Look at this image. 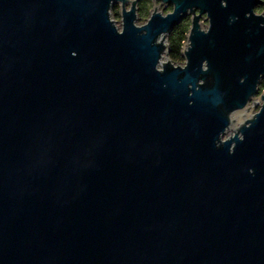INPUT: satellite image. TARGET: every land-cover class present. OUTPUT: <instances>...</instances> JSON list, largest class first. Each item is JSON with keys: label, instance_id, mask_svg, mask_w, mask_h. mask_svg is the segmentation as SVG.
Segmentation results:
<instances>
[{"label": "water", "instance_id": "water-1", "mask_svg": "<svg viewBox=\"0 0 264 264\" xmlns=\"http://www.w3.org/2000/svg\"><path fill=\"white\" fill-rule=\"evenodd\" d=\"M137 1L0 0V264H264V1Z\"/></svg>", "mask_w": 264, "mask_h": 264}, {"label": "trees", "instance_id": "trees-1", "mask_svg": "<svg viewBox=\"0 0 264 264\" xmlns=\"http://www.w3.org/2000/svg\"><path fill=\"white\" fill-rule=\"evenodd\" d=\"M258 11H264V5L259 6ZM189 29L188 19L182 20L178 25H176L168 35V46H169V56L173 62H179L182 60L181 50L183 43L186 39V34ZM264 89V80L260 84L259 90Z\"/></svg>", "mask_w": 264, "mask_h": 264}, {"label": "rangeland", "instance_id": "rangeland-1", "mask_svg": "<svg viewBox=\"0 0 264 264\" xmlns=\"http://www.w3.org/2000/svg\"><path fill=\"white\" fill-rule=\"evenodd\" d=\"M157 4H158V2H157ZM162 7H163V4H160V5H159V9H162ZM167 7H168V5L166 6V4H165V6L163 7L162 11H163V12H166ZM119 9H120V6H119V4H118V5H116V6L112 9L111 17H112L113 19H115V21H116V26L120 28L121 25H120V15H119V11H120V10H119ZM151 10H152V6H150L149 11H147L148 13L146 12L145 15L142 17V19H141V17H140V18L137 17V21H136V23H144V22L146 21V19L148 18L149 13H150ZM115 12H117L118 14L116 15ZM189 23H190V21H189ZM189 25H190V24H189ZM200 25H201L203 28H206V26H207V21H206V19H205L204 16H202V17L200 18ZM166 40L168 41V35H167V39H166ZM185 41H186V39H185ZM185 41H184V42H185ZM176 63L183 64V59H182L181 61H179V62H176ZM259 88H260V86H259ZM263 90H264V89H263ZM263 90H262V91H263ZM257 97H258V96H257ZM251 102H252V101H250V103H251ZM250 103H249V104H250ZM259 105H260V103L257 104V105L254 107L252 113H255V112L258 110ZM229 133H230V131H227V133L224 135V138H225V137H228ZM231 134H232V132H231Z\"/></svg>", "mask_w": 264, "mask_h": 264}, {"label": "flooded vegetation", "instance_id": "flooded-vegetation-1", "mask_svg": "<svg viewBox=\"0 0 264 264\" xmlns=\"http://www.w3.org/2000/svg\"><path fill=\"white\" fill-rule=\"evenodd\" d=\"M264 1V0H263ZM119 3H115V4H113L112 5V8H111V13H112V9L116 6V5H118ZM119 6H120V4H119ZM150 6H152V0H138L137 1V17H141V19H142V17L145 15V13L147 12V11H149V8H150ZM167 6V5H166ZM259 6H263L262 4H260V5H258L256 8H255V11H257V12H262V10L261 11H258L257 9H258V7ZM125 8H129V3H126L125 4ZM171 9V6H169L168 5V7H167V9H166V12L167 11H169ZM120 10V9H119ZM148 13V12H147ZM115 14L117 15L118 13L117 12H115ZM119 15H120V11H119ZM186 19V18H185ZM187 19H188V21H190L189 20V17H187ZM184 20V19H183ZM190 24V23H189ZM261 92V91H260Z\"/></svg>", "mask_w": 264, "mask_h": 264}]
</instances>
